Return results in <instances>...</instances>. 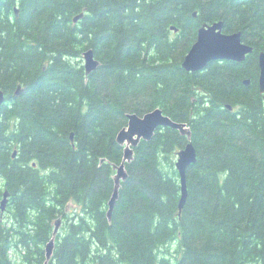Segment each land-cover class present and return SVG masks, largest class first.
<instances>
[{
    "label": "trees",
    "instance_id": "trees-1",
    "mask_svg": "<svg viewBox=\"0 0 264 264\" xmlns=\"http://www.w3.org/2000/svg\"><path fill=\"white\" fill-rule=\"evenodd\" d=\"M219 20L254 51L187 71L198 29ZM262 50L264 0H0V264H43L59 217L51 264H264ZM156 108L192 131L186 204L176 158L190 139L160 128L126 163L110 220L117 135Z\"/></svg>",
    "mask_w": 264,
    "mask_h": 264
},
{
    "label": "water",
    "instance_id": "water-1",
    "mask_svg": "<svg viewBox=\"0 0 264 264\" xmlns=\"http://www.w3.org/2000/svg\"><path fill=\"white\" fill-rule=\"evenodd\" d=\"M19 8H15L17 13ZM85 15V12L74 17V22L77 23ZM197 12H194V16ZM176 32L178 28L176 26L171 27ZM242 31L233 33L224 32V21L219 20L213 23H204L198 29V35L196 41L192 44L190 50L185 55L182 62V66L191 72L204 70L211 61L214 60H233L237 62H243L246 60L247 55L254 51V46L243 41ZM82 59L84 60V69L86 74H90L95 71L99 65L100 60L96 57L95 51L92 48L86 49L83 52ZM258 63L260 67L259 74V90L261 94H264V50L259 52ZM243 83L248 86L251 84V79L246 78ZM23 92L22 84H19L15 94L21 95ZM6 95L2 89H0V107L5 102ZM226 107L229 110H233L231 104H227ZM171 127L179 130L183 135H186L190 140L187 142L184 148L178 151L176 159V168L179 171L182 194L179 203L180 213L182 212L188 197L187 188V172L191 165L197 161V151L194 143L191 141L192 131L187 122H177L171 117L164 114L161 108H156L150 112H147L143 116L138 114H129L128 125L122 128L118 135L117 141L121 145H125L124 156L121 164L114 165L116 170L115 185L112 196L108 202V217L111 220L116 202L119 198V192L121 188V182L127 180L129 174L126 169V163L134 159V149L139 145L141 140L151 141L160 128ZM74 134H71L73 140ZM16 150L13 154L15 157ZM10 193L5 191L3 199L0 202L2 213L7 209ZM63 218L59 217L54 221L53 235L47 242L45 247V260L43 264H50L55 244L56 236L60 231Z\"/></svg>",
    "mask_w": 264,
    "mask_h": 264
},
{
    "label": "rangeland",
    "instance_id": "rangeland-1",
    "mask_svg": "<svg viewBox=\"0 0 264 264\" xmlns=\"http://www.w3.org/2000/svg\"><path fill=\"white\" fill-rule=\"evenodd\" d=\"M83 63H84V60H83ZM177 159V158H176ZM56 220V219H55ZM46 247V246H45ZM169 250H168V249ZM167 248H163L162 250H165V251H168V256H170L171 258H175V256H179L178 255V251H177V249H178V245H177V243L176 242H174V241H172L170 244H169V246L167 247ZM44 263V262H43ZM50 264H51V262H50Z\"/></svg>",
    "mask_w": 264,
    "mask_h": 264
},
{
    "label": "flooded vegetation",
    "instance_id": "flooded-vegetation-1",
    "mask_svg": "<svg viewBox=\"0 0 264 264\" xmlns=\"http://www.w3.org/2000/svg\"><path fill=\"white\" fill-rule=\"evenodd\" d=\"M179 30V29H178ZM175 31V30H174ZM176 32V31H175ZM178 32V31H177Z\"/></svg>",
    "mask_w": 264,
    "mask_h": 264
}]
</instances>
